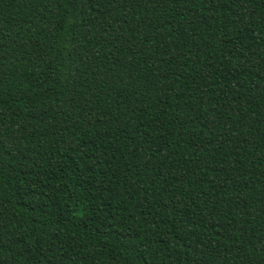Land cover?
<instances>
[{
  "label": "trees",
  "instance_id": "16d2710c",
  "mask_svg": "<svg viewBox=\"0 0 264 264\" xmlns=\"http://www.w3.org/2000/svg\"><path fill=\"white\" fill-rule=\"evenodd\" d=\"M0 264H264V0H0Z\"/></svg>",
  "mask_w": 264,
  "mask_h": 264
}]
</instances>
